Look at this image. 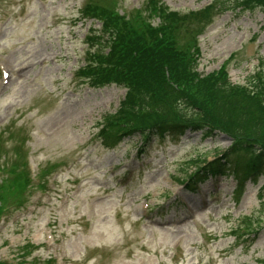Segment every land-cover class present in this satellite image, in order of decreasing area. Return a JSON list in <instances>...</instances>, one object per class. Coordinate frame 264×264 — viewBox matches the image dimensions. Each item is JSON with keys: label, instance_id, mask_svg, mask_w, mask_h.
Here are the masks:
<instances>
[{"label": "rangeland", "instance_id": "rangeland-1", "mask_svg": "<svg viewBox=\"0 0 264 264\" xmlns=\"http://www.w3.org/2000/svg\"><path fill=\"white\" fill-rule=\"evenodd\" d=\"M90 1L143 17L147 10V0H0V261L264 264V174L240 191L231 176L210 178L197 192L180 181L200 161L192 159L226 149L229 135L104 143L99 120L124 90L91 88L76 75L94 22L80 7ZM156 1L179 12L212 2ZM206 18L196 74L225 61L231 83L257 79L264 13L210 7ZM190 34H180L181 46ZM24 169L31 183L20 196L14 180Z\"/></svg>", "mask_w": 264, "mask_h": 264}, {"label": "trees", "instance_id": "trees-1", "mask_svg": "<svg viewBox=\"0 0 264 264\" xmlns=\"http://www.w3.org/2000/svg\"><path fill=\"white\" fill-rule=\"evenodd\" d=\"M211 1L206 8L180 14L147 0L144 17L138 10L125 14L88 2L83 14L100 26L89 29L76 75L94 88L114 83L126 90L114 112L102 116L104 143L137 135L149 144L165 136L177 139L189 131L208 137L214 136V129L229 135L227 149L215 152L211 161L202 158L203 165L196 164L183 179L185 187L196 192L209 178L231 176L240 191L247 181L255 184L264 174V71L261 68L257 79L250 75L245 85H232L225 68L200 78L194 71L196 42L210 7L264 13V0ZM153 15L157 24L150 23ZM190 20L199 29L192 31ZM188 32L191 39L181 46L178 37ZM14 181L23 192L30 186L26 170H20Z\"/></svg>", "mask_w": 264, "mask_h": 264}]
</instances>
